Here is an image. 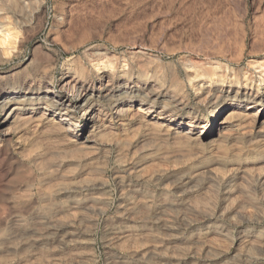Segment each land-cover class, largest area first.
Segmentation results:
<instances>
[{"label":"rangeland","instance_id":"obj_1","mask_svg":"<svg viewBox=\"0 0 264 264\" xmlns=\"http://www.w3.org/2000/svg\"><path fill=\"white\" fill-rule=\"evenodd\" d=\"M200 40L223 46L219 64L178 49ZM133 43L162 63L128 85L147 93L145 107L166 105L179 131L135 114L88 153L60 151L57 131L39 125L44 104L5 121L30 83L49 96L74 61L124 85L127 65L94 57ZM243 46L253 56L240 60ZM229 86L264 99V0H0V264H264V121L213 127L210 109ZM16 146L24 166L10 158Z\"/></svg>","mask_w":264,"mask_h":264},{"label":"bare ground","instance_id":"obj_2","mask_svg":"<svg viewBox=\"0 0 264 264\" xmlns=\"http://www.w3.org/2000/svg\"><path fill=\"white\" fill-rule=\"evenodd\" d=\"M207 41L208 40H200L197 43H188L178 49L182 52H186L187 57L192 56L198 58L201 56L203 60L209 64H219V59L224 56L223 46L218 45L217 43L219 41L217 42L216 40L215 43L217 45H214L212 42H210V44ZM113 45L115 46V44ZM145 46L146 45L142 46L140 43L128 44V48L132 49L128 51V54L122 51L113 54L111 58L94 57V60L104 58L102 61H104L107 67L117 68L121 62L127 65V78L124 85L117 83L119 80L117 75H115V79L117 80L115 85L108 83L104 84L103 81L108 75L107 69L102 71V74H97L96 76L89 78V70H86L82 65L77 66L74 61L75 64L73 68L60 73L56 87L53 86L52 89H46L45 93L50 94L49 96H40L41 87L38 86L36 88L34 87V83H30L25 90V93L28 95L25 99L18 101L12 107L6 115L5 121L10 120V122H14L19 118L20 114L25 113V109H30L29 112L33 113L37 111L41 104H44L43 110L41 111L40 116H38L40 117L38 118L39 125H44L50 130L57 131L56 133L61 138V141L59 142L62 146L60 151L64 150L62 148L71 145L74 148L84 150L88 153H94L107 146L108 142L104 139V136L113 134V129L125 133L128 130L126 120L133 119L135 114L145 113L146 120L143 119L144 125L149 123L153 124V120H155L154 123H159L160 128L163 131H179L178 127H176L173 122V116L168 121L164 120V107H166V105H163V108L159 110H155L153 105L145 107L148 103L147 93H144L135 83L134 86L128 85L129 83L134 82L132 78L134 73L137 74L136 78L138 79V77L142 75H147L150 70L152 71V65L157 66L162 63V56L159 54L152 55V53L149 52L152 48H150L149 45V47ZM169 49L165 51L167 55H173L176 51L174 50V47L170 51ZM178 49L177 51H179ZM107 53L108 51L104 50L100 55H105ZM251 53V51H247L243 46L240 52V60L241 57L248 54L253 56ZM131 56L136 59H131ZM214 59L215 61L212 62ZM185 65L193 67L198 66L201 71L200 73L202 74L213 73L211 69H206L195 62H188L185 63ZM225 67L227 66L225 65L224 68ZM154 75V72L150 73L149 81L154 80ZM232 75L238 79L241 78L239 71L236 69H234ZM95 82L98 83L97 86L95 85ZM89 92L91 95L85 100L84 104L82 106L79 104L76 105L77 101L83 99ZM220 92L221 94L216 98L218 102H216V104L210 109L212 112L211 123L213 127L225 129L239 126L241 120L249 116H251L255 122L264 121V99L260 100V98H258L255 100V96L252 92L246 90L243 91L239 86L236 87L235 90H233V87L229 86L227 89H221ZM35 94L37 95L35 96ZM72 94H74L73 100L70 96L68 97V95ZM101 97H108L109 102H99ZM98 98L99 100H97ZM245 101L250 103L244 106L243 102ZM3 102L8 104L11 102V99H5ZM71 104L74 105L73 108H76L77 111L74 114L71 113L72 115H66V110ZM25 105H28V107L25 108ZM95 105H98V108L93 114H91ZM221 109L224 111L228 110V113L223 117L220 116ZM234 110L237 111L235 115H233ZM107 116L109 117V121L106 120ZM195 119L198 118H196V116L191 117L188 123L190 128L184 132V135L189 138H191L196 128ZM91 121L92 123L89 124ZM21 152L20 148L16 146L11 149L9 155L18 165L24 166L25 161Z\"/></svg>","mask_w":264,"mask_h":264}]
</instances>
